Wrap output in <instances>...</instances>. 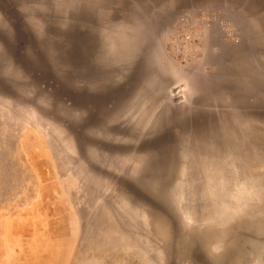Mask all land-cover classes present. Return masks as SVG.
I'll return each instance as SVG.
<instances>
[{
  "label": "rangeland",
  "instance_id": "rangeland-1",
  "mask_svg": "<svg viewBox=\"0 0 264 264\" xmlns=\"http://www.w3.org/2000/svg\"><path fill=\"white\" fill-rule=\"evenodd\" d=\"M0 264H264V0H0Z\"/></svg>",
  "mask_w": 264,
  "mask_h": 264
}]
</instances>
